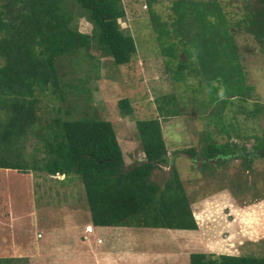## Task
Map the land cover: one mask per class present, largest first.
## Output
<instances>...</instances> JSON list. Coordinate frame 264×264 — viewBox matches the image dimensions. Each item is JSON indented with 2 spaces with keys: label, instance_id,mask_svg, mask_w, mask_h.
Returning a JSON list of instances; mask_svg holds the SVG:
<instances>
[{
  "label": "trees",
  "instance_id": "obj_1",
  "mask_svg": "<svg viewBox=\"0 0 264 264\" xmlns=\"http://www.w3.org/2000/svg\"><path fill=\"white\" fill-rule=\"evenodd\" d=\"M240 1L241 16L233 20L219 0H174L166 22L152 10V0H145L171 81L183 82L194 99L205 94L199 107L212 108L209 123L228 137L223 112L234 101L246 102L254 91L235 34L251 36L264 55V0ZM125 15L122 0H0V264H28L44 216L35 214L31 184L24 185L17 175L80 179L95 227L198 230L162 128V119L182 113L179 100L162 95L159 116L136 120L142 158L130 171L112 122L93 112L88 74L98 78L102 58L120 70L137 53L134 37L120 23ZM80 18L92 24L90 33L78 29ZM83 69L87 77L78 76ZM44 98L48 101L42 104ZM117 107L123 117L134 113L128 98ZM242 112L255 120L261 106H244ZM231 130L243 140L233 125ZM30 136L37 144L27 152ZM253 137L249 149L244 143H219L206 130L200 152L192 147L184 153L201 159L200 176L239 159L250 169L260 156L246 153L264 149V132ZM169 165V177L157 181ZM189 264H264V257L204 251L191 253Z\"/></svg>",
  "mask_w": 264,
  "mask_h": 264
},
{
  "label": "rangeland",
  "instance_id": "obj_2",
  "mask_svg": "<svg viewBox=\"0 0 264 264\" xmlns=\"http://www.w3.org/2000/svg\"><path fill=\"white\" fill-rule=\"evenodd\" d=\"M173 1L152 0V10L161 16V21L170 22ZM219 1L230 19L240 18V0ZM122 4L126 15L120 23L124 31L134 37L137 53L131 63L120 70L102 58L98 78H94L95 72L88 74L91 78L88 87L96 108L93 112L112 122L123 149L125 166H130L142 158L136 120L159 116L157 99L162 95L173 94L179 100L182 113L162 119V128L170 159L180 172L190 198L198 230L95 226H91V231L85 230L90 217L80 179L45 173L17 175L16 178L23 177L24 185L31 184L35 214L44 213L36 229L37 250L28 255V264H189L191 253L204 251L216 255L264 257V199H260L264 197V156L259 155L250 169H245L239 159L218 168L213 175L200 176L201 159L192 160L184 153L192 147L200 152L206 130L212 132L219 143L234 141L240 146L244 143L249 149L254 142L253 135L264 132V55L260 45L247 34H235L247 83L254 91L246 102L234 101L223 112V125L232 136L228 137L220 133V126L209 123L212 108L199 107L205 94H198L194 99L183 82L171 81L145 0H122ZM76 25L83 33L92 31V24L85 18L78 19ZM105 62L109 64L104 65ZM79 74L87 77L84 69ZM123 98L130 100L134 109L132 116L120 115L117 102ZM43 101L45 104L48 100ZM256 103L261 106L258 118H247L242 107L252 110ZM231 125L239 130L243 140L234 136ZM36 144L35 138L30 136L27 152H32ZM170 167L158 173L157 181L163 182L169 177ZM63 182L66 185L61 186ZM49 203H59V208H45Z\"/></svg>",
  "mask_w": 264,
  "mask_h": 264
},
{
  "label": "bare ground",
  "instance_id": "obj_3",
  "mask_svg": "<svg viewBox=\"0 0 264 264\" xmlns=\"http://www.w3.org/2000/svg\"><path fill=\"white\" fill-rule=\"evenodd\" d=\"M219 192H221V191H219ZM230 192V191H229ZM221 194H222V192H221ZM222 198V197H221ZM262 200V199H261ZM222 201V200H221ZM210 202H211V200H210ZM221 203V202H220ZM236 203V202H235ZM223 204V203H222ZM235 206H236V204H235ZM247 206V205H246ZM239 208V207H238ZM202 209V208H201ZM243 209V208H242ZM232 211H233V209H232ZM240 211V210H239ZM245 211V210H244ZM233 212H235V211H233ZM232 212V213H233ZM206 213V212H205ZM220 213V212H219ZM244 213V212H243ZM246 213V212H245ZM230 214V213H229ZM208 215V214H207ZM242 215V214H241ZM212 216H215V215H213L212 214ZM228 216V215H227ZM239 216H240V214H239ZM209 217V216H208ZM241 217V216H240ZM215 218V217H214ZM209 219H210V217H209ZM218 220V219H217ZM198 222V221H197ZM225 222V221H224ZM199 225V224H198ZM221 226V225H220ZM224 226V225H223ZM222 226V227H223ZM199 227H201V226H199ZM213 227V224H212V226H211V228ZM86 229H89L90 231H91V227L90 226H86ZM217 229V228H216ZM258 231H259V229H258ZM213 232V231H212ZM220 232V231H219ZM202 233H204V232H202ZM244 233H245V231H244ZM210 234H212L211 232H210ZM178 235V234H177ZM204 235H205V233H204ZM208 237V236H207ZM206 237V238H207ZM204 238H205V236H204ZM262 238V237H261ZM220 239V238H219ZM224 239V238H223ZM250 239V238H249ZM208 241V240H207ZM212 241V240H211ZM210 242V241H209ZM213 242V241H212ZM208 243V242H207ZM218 243V242H217ZM246 243V242H245ZM216 245V244H215ZM217 246V245H216ZM222 247H223V245H222ZM221 247V248H222ZM240 247V246H239ZM238 247V248H239ZM240 249V248H239ZM209 251V250H208ZM207 253V252H206ZM209 253V252H208ZM247 254V253H246ZM242 255V254H241ZM251 255V254H250ZM253 256V255H252Z\"/></svg>",
  "mask_w": 264,
  "mask_h": 264
},
{
  "label": "water",
  "instance_id": "obj_4",
  "mask_svg": "<svg viewBox=\"0 0 264 264\" xmlns=\"http://www.w3.org/2000/svg\"><path fill=\"white\" fill-rule=\"evenodd\" d=\"M250 154H257V155H260V156H264V149L262 150H258V151H255V152H248L246 153V155H250ZM135 166V163L132 164L131 166H128V168L126 169V171H130L134 168Z\"/></svg>",
  "mask_w": 264,
  "mask_h": 264
},
{
  "label": "crops",
  "instance_id": "obj_5",
  "mask_svg": "<svg viewBox=\"0 0 264 264\" xmlns=\"http://www.w3.org/2000/svg\"><path fill=\"white\" fill-rule=\"evenodd\" d=\"M86 226H90L91 227V224H86L85 225V230H86ZM91 230H92V227H91ZM115 256H117V255L115 254ZM182 264H184V262H182Z\"/></svg>",
  "mask_w": 264,
  "mask_h": 264
},
{
  "label": "clouds",
  "instance_id": "obj_6",
  "mask_svg": "<svg viewBox=\"0 0 264 264\" xmlns=\"http://www.w3.org/2000/svg\"><path fill=\"white\" fill-rule=\"evenodd\" d=\"M131 166V165H130ZM128 168V166L126 167V169ZM56 176V175H55ZM91 224V223H90ZM91 226H93V225H91ZM89 230V229H88ZM90 231V230H89Z\"/></svg>",
  "mask_w": 264,
  "mask_h": 264
}]
</instances>
